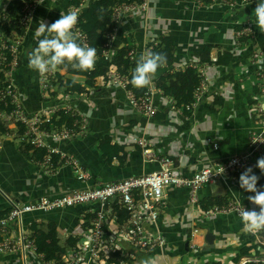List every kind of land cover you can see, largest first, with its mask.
Here are the masks:
<instances>
[{"label":"crops","instance_id":"1","mask_svg":"<svg viewBox=\"0 0 264 264\" xmlns=\"http://www.w3.org/2000/svg\"><path fill=\"white\" fill-rule=\"evenodd\" d=\"M10 1L0 0V30L5 20L4 11ZM70 2L38 1L18 48L19 67L12 72L10 83L27 118L44 119L47 123L59 110H70L74 115L82 116L84 123L78 124L81 129L78 128L68 140L51 138L57 134L51 128L44 131L48 132L45 144L68 159L74 158L86 180L78 181L72 168L58 160L51 170L26 161L21 154L20 137L17 134L3 135L0 137V214L10 209L8 200L16 204H29L158 171L157 159L160 158L170 159L183 177L191 178L198 170L224 161L247 148L249 135L257 125L255 115L250 110V104L257 94L256 72L260 70L256 60L264 57V33L254 23L253 11L258 0H238L235 4L227 5L214 1L209 6L194 0H147L145 11L120 15L109 42V51L105 53L109 59L124 48L125 42L129 46L134 45L138 60L160 37L165 35L173 39V66L158 70L154 82L164 73H183L187 68H198L206 47H213L211 59L216 58L221 50L233 53L234 59L228 67L213 65L204 70L210 82V91L189 116L183 117L171 110L170 103L174 100L164 98L157 87L161 93L155 99V106L161 113L156 119L137 114L127 104L124 91L103 83V80L89 89L88 96L66 93L64 89L54 92L44 90V93L40 90L39 74L28 67L29 54L37 46L35 29L41 20L50 25L59 19L60 13L73 12ZM245 27L252 29L253 36L250 40L240 41L236 33ZM73 33L77 37L74 29ZM77 43L83 46L78 37ZM52 73L65 76L62 70ZM215 97L222 98L224 102L220 110L213 112ZM103 136L112 139L116 152L127 154L123 168L115 161H104L98 148ZM139 139L146 140L156 157L154 160H147L142 155L135 144ZM253 173L260 177L257 188L264 190V175L256 167ZM238 179L220 182L219 189L213 188L218 183L201 188L196 206L189 204L188 190L167 188L156 223L166 244L149 252H127L125 261L119 262L138 264L141 259L151 258L155 264L161 260L164 264H189V260H195L196 264H241L247 259L238 258L243 248V238L247 235L255 236L261 246L258 250L264 255V231L247 233L240 217L234 214L209 217L205 215L208 211H203L200 206L211 198L223 196L227 197L229 203L258 211V206L248 200V196L254 193L240 189ZM102 208L92 204L52 213L30 214L23 217V223L29 226L31 222H48L55 228L59 239L78 238L95 212ZM192 231H197L196 241L198 244L201 242L195 252L188 249ZM208 233L214 237L213 249L205 245ZM5 235L9 237V233ZM0 264L20 263L14 255H0ZM25 264L43 263L33 251H28Z\"/></svg>","mask_w":264,"mask_h":264},{"label":"built area","instance_id":"2","mask_svg":"<svg viewBox=\"0 0 264 264\" xmlns=\"http://www.w3.org/2000/svg\"><path fill=\"white\" fill-rule=\"evenodd\" d=\"M38 1L28 0V4L22 9L19 20L21 27L27 28ZM240 1L248 2L250 0ZM146 2L147 0H144L140 7L131 6L116 9L115 17L119 19L122 14L143 12L147 8ZM222 3L226 5L230 4L227 2ZM73 12L78 15L80 8L74 9ZM76 34L83 46H88L86 37L78 32ZM252 36L253 31L250 27H245L236 33V38L240 41L244 39L250 40ZM111 40L112 36L107 46H109ZM19 46V43L7 46L4 42H0V51H7L13 58L11 72L3 75L4 79L9 83L12 72L18 67L17 55ZM151 50L152 47H149L144 55L151 52ZM132 55L133 53H130L128 57L132 58ZM104 57L105 59L107 58L105 54ZM210 61L212 64H204L198 67L200 73L199 82L193 89L191 100L181 107H178L175 101L171 102V110L185 117L187 116L184 113L185 111L188 114L191 113L204 96L209 94L210 82L205 76L204 70L215 65L216 58L210 59ZM50 75L53 76L54 73L51 71L44 75L39 74V86L43 93L44 90H51ZM105 79L112 87L124 91L127 104L137 114L147 119L160 117L161 112L155 106V99L160 91L154 81L148 86L146 92L138 97L127 91L126 79L121 77L113 67L109 68ZM256 80L257 94L250 104V110L255 115L257 125L256 130L249 135L247 148L243 152L233 155L224 161L204 167L198 170L191 178L183 177L170 159L160 158L157 159L160 168L158 171L138 177L104 186H95L85 191H74L58 198L39 199L29 204H16L7 199L10 209L8 210V214L0 216V233H9V238L0 244V255L19 254L18 261L20 264H25V257L28 251H33V254L36 255L35 239L29 231V226L23 223V217L30 214L52 213L92 204H98L103 208L95 212L93 219L83 228L78 238H74L76 244L69 254V259L67 257L63 260L64 264H121L119 260L125 261L127 252L135 250L149 252L162 248L166 244V241L156 228V223L162 209L164 192L167 188L188 190L190 193L189 204L196 206L198 205L197 194L201 188L237 178L245 168L252 167L254 169L257 160L264 157V70L256 72ZM79 81L80 79L76 77L75 82L78 83ZM11 86H9L7 91L0 89V107L4 109L0 110V122L8 124L9 128H15V126L22 128L24 136L30 140L32 146L46 151L45 159L38 163L42 169H53L55 163L52 162V159L58 158V161L72 168L73 172L77 175L78 181H85L86 176L82 173L80 166L74 158L68 159L60 154L58 150L45 144L48 132H45L43 129L44 119H28L19 105L13 86L12 88ZM68 112L71 111L68 110ZM79 117L81 119L80 124H83L82 116L78 115ZM76 130L73 131V129L67 127L60 133L50 137L65 141L75 135ZM135 144L140 148L142 155L147 160H154L156 158L145 140L139 139ZM221 167L224 169L222 174H220ZM105 207L110 208V210L105 209ZM242 208L243 206L238 204L229 203L226 207L209 210L205 215L216 217L234 214L240 217ZM116 210L121 213L120 217H117ZM196 239L197 231H192L188 243V249L191 252H195L199 248ZM36 256L40 258V261L42 260L43 264H61L52 263L43 256ZM247 263L264 264V258L259 260L246 259L241 264Z\"/></svg>","mask_w":264,"mask_h":264},{"label":"trees","instance_id":"3","mask_svg":"<svg viewBox=\"0 0 264 264\" xmlns=\"http://www.w3.org/2000/svg\"><path fill=\"white\" fill-rule=\"evenodd\" d=\"M201 5L209 6L214 1L227 2L233 4L237 0H194ZM144 0H95L86 4V0H71V9H79L80 15L78 16V23L74 27L75 32H78L86 37L87 44L90 47H95L97 51V59L93 70L84 72L77 68L68 66L67 68L61 66L56 70H62L65 76L59 74L53 75L49 78L51 83V90L49 92L58 91L64 89L66 93H78L84 96L89 95V89L95 87V83L99 80L106 82V75L109 72V68L113 67L118 74L125 78L127 81L126 89L136 96L143 95L146 92V88L138 89L131 83V77L133 70L136 66L135 48L134 45L129 46L127 42L124 44V48L117 51L114 56L109 60L105 59L104 54L109 51L107 48L108 41L113 36L114 30L117 27L118 19L115 17V10L121 7H140ZM28 4V0H11L10 4L4 11L5 20L0 30L1 41L7 46L19 43L21 45L25 36L26 28L21 27L19 20L21 17L22 9ZM84 4V6H83ZM0 41V42H1ZM213 47H206L200 57V65L212 64L210 61V52ZM133 53L132 58L128 55ZM151 53H162L167 57L166 65L162 67L172 68L175 55L174 41L170 36L160 37L156 44L152 46ZM0 89L7 91L10 83L4 79V74L11 72L12 57L7 51H0ZM234 59L233 53L218 51L216 55L215 65L228 67ZM17 63L19 67V58L17 56ZM17 67V68H18ZM161 67V68H162ZM16 68V69H17ZM159 68L158 70H160ZM15 69V70H16ZM13 71V70H12ZM199 68H187L183 73L176 72L174 74L164 73L156 79V85L164 94L165 98L174 100L178 107L191 100L194 87L199 82ZM80 79V83L75 82V78ZM108 84V83H107ZM12 88V86H11ZM12 90V89H10ZM13 91V90H12ZM223 100L220 97H215L212 104V111L216 112L221 109ZM0 110H4L0 107ZM9 110V108H8ZM189 116L188 112H184ZM80 117L74 115L72 112L66 110H59L57 113L48 120L47 123H43V129L51 128V131L60 133L65 128H71L73 131L79 128L77 123H80ZM24 130L15 126V128H9L6 123L0 122V137L3 135L17 134L21 139V154L23 158L28 162L39 163L46 157V151L44 149H36L30 144V140L24 136ZM98 148L104 161H115L120 168H123L126 163L127 154L125 152H116L112 144V139L109 136H103L98 144ZM53 163L57 162V158L52 159ZM229 204L227 197H214L200 204L203 211L213 210L215 208H223ZM117 217L121 216V213L116 210ZM8 214V211L0 214V216ZM29 231L35 239V253L38 256H43L45 259L52 263L64 264L63 260L68 257L72 251L76 240L72 237L59 239L56 235V230L53 225L48 222H31L29 225ZM9 237L3 233H0V244L5 242ZM244 244L239 254L241 258H247L251 260H259L264 258V255L258 250L259 244L255 236L247 235L243 238ZM15 259L18 256L15 254ZM238 261V260H237ZM19 262V261H18ZM253 264V263H247ZM260 264V263H257Z\"/></svg>","mask_w":264,"mask_h":264},{"label":"clouds","instance_id":"4","mask_svg":"<svg viewBox=\"0 0 264 264\" xmlns=\"http://www.w3.org/2000/svg\"><path fill=\"white\" fill-rule=\"evenodd\" d=\"M253 13L255 26L264 33V0H258ZM77 23L78 15L72 11L60 13L59 19L50 25L41 20L35 29L37 46L29 54L28 67L41 75L55 71L61 66H72L84 72L93 70L97 59L96 48L77 43V37L73 33ZM166 63L167 57L162 53L142 54L136 62L131 83L138 89L146 88L156 77L158 69ZM256 63L260 70H264V57H258ZM244 70L247 71L246 68ZM88 115L90 116V113ZM255 167L264 175V157L257 160ZM223 172L221 167L220 174ZM259 179L260 177L253 173L252 167L245 168L238 179L240 189L254 193L248 196V200L259 208L258 211L244 207L241 210L243 229L250 234L264 231V190L257 188ZM138 264H153V261L151 258L141 259ZM189 264H196V261L189 260Z\"/></svg>","mask_w":264,"mask_h":264},{"label":"water","instance_id":"5","mask_svg":"<svg viewBox=\"0 0 264 264\" xmlns=\"http://www.w3.org/2000/svg\"><path fill=\"white\" fill-rule=\"evenodd\" d=\"M205 245L208 247V249H213L214 248V237L212 234H207L205 236Z\"/></svg>","mask_w":264,"mask_h":264},{"label":"rangeland","instance_id":"6","mask_svg":"<svg viewBox=\"0 0 264 264\" xmlns=\"http://www.w3.org/2000/svg\"><path fill=\"white\" fill-rule=\"evenodd\" d=\"M94 0H86V3L85 4H89L90 2H93ZM131 14V13H130ZM28 119H31V118H28ZM33 121V120H32ZM12 129V128H11ZM144 140V139H143ZM146 141V140H145ZM147 143V142H146ZM214 189H219L220 188V184L218 183L216 186H213ZM199 233V231H198ZM201 242H199L200 244ZM240 257V255H238V258ZM42 261V260H41ZM153 264H155V262H153ZM158 264H164V262L161 260L158 262Z\"/></svg>","mask_w":264,"mask_h":264}]
</instances>
